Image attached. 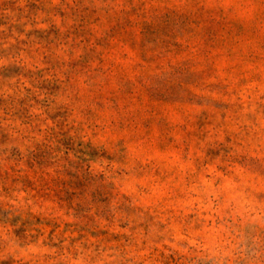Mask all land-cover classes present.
Returning <instances> with one entry per match:
<instances>
[{"label": "rangeland", "instance_id": "1", "mask_svg": "<svg viewBox=\"0 0 264 264\" xmlns=\"http://www.w3.org/2000/svg\"><path fill=\"white\" fill-rule=\"evenodd\" d=\"M0 264H264V0H0Z\"/></svg>", "mask_w": 264, "mask_h": 264}]
</instances>
